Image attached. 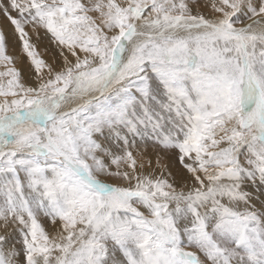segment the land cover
I'll list each match as a JSON object with an SVG mask.
<instances>
[{
  "label": "snow or ice",
  "instance_id": "1",
  "mask_svg": "<svg viewBox=\"0 0 264 264\" xmlns=\"http://www.w3.org/2000/svg\"><path fill=\"white\" fill-rule=\"evenodd\" d=\"M0 264H264V0H0Z\"/></svg>",
  "mask_w": 264,
  "mask_h": 264
}]
</instances>
